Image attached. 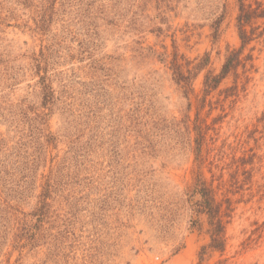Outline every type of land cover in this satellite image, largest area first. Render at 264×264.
<instances>
[{"label":"rangeland","instance_id":"rangeland-1","mask_svg":"<svg viewBox=\"0 0 264 264\" xmlns=\"http://www.w3.org/2000/svg\"><path fill=\"white\" fill-rule=\"evenodd\" d=\"M235 17V0H0V264H201L199 173L238 202L234 254L264 221V43L236 98L233 75L202 89L240 47ZM206 54L187 97L171 62Z\"/></svg>","mask_w":264,"mask_h":264},{"label":"trees","instance_id":"trees-1","mask_svg":"<svg viewBox=\"0 0 264 264\" xmlns=\"http://www.w3.org/2000/svg\"><path fill=\"white\" fill-rule=\"evenodd\" d=\"M235 8V27L240 47L238 49L227 47L219 74H215L210 70L207 71L203 80L202 93L204 98L215 92L230 75L234 77V85L225 91L227 93L230 92L226 98H236L242 78L244 77L246 82L249 80L246 74L252 68L251 63L253 62L255 47L264 43V0H235ZM219 27L216 28V36L219 33ZM249 46L251 47L249 48ZM247 48H249V51L244 54ZM195 61L197 60L195 59ZM209 61L210 56L206 54L197 64L186 62L187 70L185 73L183 72V65L178 64L176 59L171 62L174 81L184 90L187 97L192 92L193 80L206 69ZM249 65L250 68L248 67ZM239 70H241V73H239ZM244 86L245 84L242 85L241 89H244ZM196 133L197 161L201 165L202 146L206 144V137L199 126H196ZM213 151L214 149L208 147V156ZM218 181V186L214 188L199 173L195 184L189 192L188 203L191 220L188 230L191 234L195 233L198 237L204 240L207 239L199 248V262L202 264L210 260L214 254H218L222 260L218 261L217 264H228L231 262V264H238L237 260L240 258L260 250V253L251 258V261L241 264H264V221L262 223L255 222L250 234L236 246L237 249L234 254L223 259L228 249L232 247L229 245L230 238L227 236V228L234 218L235 206L238 202H234L227 194L221 192L223 184L221 180L218 179ZM231 182L230 187L234 189L240 188L237 175L232 176ZM227 193L233 194L231 190H227Z\"/></svg>","mask_w":264,"mask_h":264}]
</instances>
